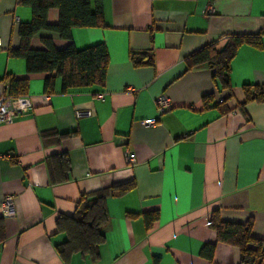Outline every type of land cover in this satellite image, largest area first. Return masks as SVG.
<instances>
[{
  "label": "crops",
  "instance_id": "1",
  "mask_svg": "<svg viewBox=\"0 0 264 264\" xmlns=\"http://www.w3.org/2000/svg\"><path fill=\"white\" fill-rule=\"evenodd\" d=\"M22 1L0 0V96L7 97L3 78H26L30 101L0 125V203L13 199L11 216L0 211V264H64L57 217L73 215L83 194L130 182L134 188L105 201L99 259L74 255L68 264H239L237 248L219 243L207 220L213 211L224 222L251 219L252 236L264 241V103L243 104L241 90L264 85V35L259 48L243 45L231 60L224 105L212 72L187 71L185 59L228 35L264 32V0H100L106 27L73 29L71 42L77 50L105 46L104 86L62 93L56 78L51 95L43 91L47 74H28L25 60L8 53L20 46L18 26L31 21ZM57 20L50 10L48 23ZM42 37L58 50L68 44L40 32L31 48L42 49ZM130 52H150L153 64L133 67ZM161 95L171 106L159 115ZM206 96L214 100L203 109ZM85 111L92 115L76 117ZM145 120L156 122L144 127ZM58 155L70 171L52 185L48 162ZM150 212L157 220L147 230ZM206 244L215 245L211 261L200 255Z\"/></svg>",
  "mask_w": 264,
  "mask_h": 264
},
{
  "label": "trees",
  "instance_id": "2",
  "mask_svg": "<svg viewBox=\"0 0 264 264\" xmlns=\"http://www.w3.org/2000/svg\"><path fill=\"white\" fill-rule=\"evenodd\" d=\"M23 4L31 9V21L20 24L17 35L20 46L9 50V55L25 60L28 74H47L44 79L43 91L51 95L54 92L55 79L61 82V92L83 87H103L105 84L109 57L103 44L89 46L77 50L71 42V31L83 28H105L103 9L100 0H23ZM56 10L58 20L56 24H49L47 14ZM40 32L57 35L68 44L63 49H56L49 37L40 38L42 49L31 48V41ZM264 32L256 35H228L219 42L204 46L185 59L186 70L205 67L212 72V79L219 85L222 97L221 105L230 98L231 85L229 80L230 62L238 49L243 45L260 47V40ZM150 52L129 53V61L135 68L151 66L153 63ZM7 86V97L16 99L27 95L28 80L6 76L2 79ZM243 104L256 102L264 103V85H243L241 87ZM214 96L203 97V109L210 107ZM70 133L59 135L61 138ZM49 180L52 185L62 184L68 180L70 171L66 155L50 158L48 162ZM130 182L111 189L98 190L80 196L73 215H60L56 220L58 233L65 236V240L55 246V250L64 264H68L74 255L87 257L91 263L99 259V248L105 241L103 228L108 222L105 201L108 197L122 196L134 188ZM157 220V212L143 215V222L148 230ZM252 220L243 223L224 222L219 213L213 211L209 217V228L216 234L219 243L237 248L239 264H264V241L252 236ZM3 240L0 225V242ZM215 245L206 244L200 255L211 261Z\"/></svg>",
  "mask_w": 264,
  "mask_h": 264
},
{
  "label": "built area",
  "instance_id": "3",
  "mask_svg": "<svg viewBox=\"0 0 264 264\" xmlns=\"http://www.w3.org/2000/svg\"><path fill=\"white\" fill-rule=\"evenodd\" d=\"M156 111L159 115L165 113L170 109V99L165 95H161L155 99ZM30 107V101L27 97H20L12 99L9 97L0 96V125H9L13 121L22 115L23 111ZM92 113L90 111L76 112V117H90ZM155 120L142 121L141 125L144 127H153ZM127 163L131 166L135 164V157L132 153L126 154ZM12 197L6 196L0 203V211L4 217L11 216L12 209ZM207 225L209 221L207 220Z\"/></svg>",
  "mask_w": 264,
  "mask_h": 264
}]
</instances>
